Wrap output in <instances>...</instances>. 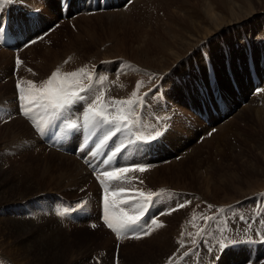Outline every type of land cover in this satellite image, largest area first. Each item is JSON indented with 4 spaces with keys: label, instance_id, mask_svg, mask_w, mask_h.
<instances>
[{
    "label": "rangeland",
    "instance_id": "obj_1",
    "mask_svg": "<svg viewBox=\"0 0 264 264\" xmlns=\"http://www.w3.org/2000/svg\"><path fill=\"white\" fill-rule=\"evenodd\" d=\"M137 1L127 11L110 10L93 16H81L74 20V27L67 23L64 24L52 33L47 39V43H38L25 51L26 61L22 60L18 80L41 84L38 77L42 80L43 76L45 77L52 70L59 69L62 74L73 72L68 70L75 68L70 62L85 64L92 61L98 63L116 59L124 62L127 67L129 63L131 70L128 71L126 67L124 75V72L118 73L119 75L115 73L113 81L110 82H118L119 89L118 87L109 89V92L112 90L109 99L119 96L123 91L125 93L115 99H126L125 96L130 98L131 93L136 90L137 83L142 82L139 95L144 89L154 84L155 80L150 79L148 75L151 71L150 73L157 79L156 81L159 80L160 75L165 77H162L163 83L167 88L168 97L172 101L180 100L178 99L180 92L175 93V87L178 85L181 92H185L187 95L184 98L187 103L188 98L192 100L197 97V88L192 81L189 83L191 91H186L187 87L182 88L181 86H186L190 81L191 72H195L194 61H197L204 72L202 53L206 52L211 57L209 58L216 70L221 95L228 101L229 108L231 109L237 104V98L248 100V102L246 105L239 104L233 113H230V119L221 125L217 123L219 118L213 116L209 119L211 127L206 126L203 121L200 122L195 117L193 123L196 128L202 127V135L212 127H219V131L201 144L195 142L200 132L195 133L189 128L186 132H182L181 137L176 141L177 145L176 142L173 143L168 138L167 134L168 144L177 146V151L168 153L169 150L165 149V156L161 161L171 157H173V161L155 168V174L158 173L157 179L153 177L155 180L153 183L151 180V182L147 180L148 176L150 177V174L154 172L146 174V183L153 188H160V190L171 186L183 191L195 192L198 195L188 200L192 201L187 208L190 210L197 204L200 196L202 198L200 202L205 200L215 204H234L236 201L251 198L254 191L255 193L259 191L264 195L262 192L264 191V94L251 98L254 87L247 67L249 56L247 53L245 54L248 41L249 45H252L250 47L254 63L264 75V58L261 55L264 52V0ZM43 7L41 25H45L43 27L45 29L59 19V0H46ZM206 8L212 9V13L222 17L219 21H223V23L218 24L220 26L216 33L213 32L216 29L212 31L215 25L212 27V21L205 13ZM46 13L48 14L46 15ZM235 14L239 16L236 17ZM236 18L240 19L235 20ZM171 24L176 32L168 33L171 30ZM174 33L179 38L175 49L180 53H184L185 46L183 45H187V42H190L188 45L190 47L191 44L195 45L201 41V47L196 48L193 53L189 52L187 60L168 75L163 69L165 64L168 65L173 61V58H168L169 53L165 52L162 46L164 43L172 41ZM223 50L228 54L230 72L240 89V95L235 92L232 86ZM28 64L33 67L32 69L30 67L32 71H29ZM13 67V54L10 51H0V107L4 106L6 110L16 111ZM123 67L124 64L121 63L120 70ZM171 68L173 67L171 66ZM106 74L111 75V73ZM128 74L131 77L125 79L124 77H127ZM101 75L105 74L102 72ZM5 78L10 81H6ZM166 78L170 79L167 81ZM176 78L181 80V83L176 81ZM185 78L187 81L184 82ZM100 85L98 84L97 88H100ZM117 89L119 92L116 91ZM114 92H118V95ZM224 92L225 95H223ZM173 96H175V100ZM107 97L108 94L106 99ZM259 100L263 101L262 105L258 103ZM179 107L186 114H191L182 105ZM44 116L47 115L44 114ZM191 116L194 115L191 114ZM222 116L224 115H219V117ZM20 120L29 126L22 118H15L5 125L0 122V264H43L44 262V264H72V262L75 264L76 260V264H92L90 259L98 250H106L108 256H112L115 249L114 238L106 230L100 229L94 232L85 227L72 230L64 229L55 217H47L42 212V207H45L43 202L45 193L52 195L60 193L70 198L79 197L82 195L80 190L84 186L80 188L77 183L87 182V180L85 177L77 176L75 171L61 169L66 165L81 167L82 164L74 156L62 154L73 160L66 158L58 160V156L51 154L53 150L46 152L39 140H33V136L30 138L32 140L26 139L25 131L27 129ZM179 121L175 124H183L181 118ZM213 123L214 126H212ZM32 132L34 131L32 130ZM192 132L193 134H191ZM183 142L185 146H183ZM8 151L10 154H7ZM187 151L188 155L185 158L177 159V156L186 154ZM53 152L61 155L56 151ZM49 158L52 159L51 162H49ZM54 162H57L59 166L51 168L50 166L54 165ZM162 168L167 170H161ZM178 169L182 170L180 174H176ZM70 183L73 186H69ZM94 186L92 183L91 189L95 188ZM249 192L252 194L239 199L242 193ZM186 197V195H182L179 199L185 200ZM30 203H33V206H30ZM26 205L35 215L34 218L29 216ZM206 207L210 209L209 205ZM177 212L173 214L174 216L171 215L172 217L167 215V218L170 219L165 218L166 216L162 219L161 223L163 224L165 219L164 221H167L168 225L163 224L165 227L152 232L153 235H157L160 242L165 239L174 242L175 235H179L182 228L186 227V221H181L183 213ZM185 216L191 217L190 212H187ZM176 231L178 233H175ZM151 237L122 245L123 262L138 264L144 256L152 254L154 260L152 259V263L149 262V264H162V260L173 252L169 248H163L162 251L159 248L155 251L151 247ZM107 238H111V241L108 242ZM191 249H187V252ZM241 253L242 255H240ZM70 254L74 255L71 258L73 261L70 259ZM183 256L178 255L177 263L183 262L180 260ZM64 257L66 261L62 259ZM249 260L250 257L245 252L237 253V255L230 252L223 254L217 264H246ZM108 264L110 263L108 262ZM254 264H259V262Z\"/></svg>",
    "mask_w": 264,
    "mask_h": 264
},
{
    "label": "snow or ice",
    "instance_id": "obj_2",
    "mask_svg": "<svg viewBox=\"0 0 264 264\" xmlns=\"http://www.w3.org/2000/svg\"><path fill=\"white\" fill-rule=\"evenodd\" d=\"M4 27V22L0 20V32L4 31ZM34 42L32 41V43ZM21 63L22 61L17 58L16 65L19 66ZM29 71L31 70L29 69ZM212 75H209V82H211ZM85 79L93 81V74L81 68L78 71L63 74L57 69L49 79L40 85L32 81L19 80L16 85L17 114L32 121L34 113L39 110L49 118H58L66 132H73L74 135L86 133L87 135L83 136L82 144L84 148L88 149V155L93 158L104 156V159L99 161L104 167L99 171L89 162V165L93 167L95 178L102 187L104 225L115 234L118 240H139L150 236L154 230L162 228L164 225L158 222V216L151 217L149 220H142V217L148 212L150 206L159 202V197L163 193L146 192L135 186L129 189L128 186L131 185L130 173L142 174L151 166L137 162L123 163V156H121L122 162L116 163L117 155L128 145L137 141L151 143L162 134L159 128L147 134L138 131L141 122V115L138 113L145 105L144 98L138 95L142 82L137 83L136 90L130 98L107 100L105 89L97 88L93 83L85 85L82 82ZM105 79L106 77H98L100 84H103ZM144 95L146 96L147 93ZM78 103L82 104V108L79 110L73 107ZM34 130L40 131L35 126ZM113 137H116L119 143L112 140ZM110 140H112L111 145L109 144ZM105 151L107 155H104ZM139 183L143 184V181L141 180ZM154 197L157 198L156 201H154ZM190 203L191 201L188 200H178L166 211L162 210L160 215L171 214ZM125 205L128 207H123ZM209 207L211 208V205ZM219 211L224 212L225 210L220 209ZM64 214L63 212L59 213L61 216ZM212 219L214 217H204L205 223ZM241 219L243 218L241 217ZM200 231L206 235L205 229L202 228ZM179 243L181 247H185L183 241ZM218 243L217 251L226 246L222 240ZM208 251H212V249L209 248ZM192 254L195 252L193 251ZM188 255L189 252L184 253V256ZM171 259L170 257L169 260L171 261ZM214 259H218V256ZM115 264H119L118 258Z\"/></svg>",
    "mask_w": 264,
    "mask_h": 264
},
{
    "label": "bare ground",
    "instance_id": "obj_3",
    "mask_svg": "<svg viewBox=\"0 0 264 264\" xmlns=\"http://www.w3.org/2000/svg\"><path fill=\"white\" fill-rule=\"evenodd\" d=\"M52 1V0H51ZM57 1V0H56ZM139 1H141V0H138L137 2H139ZM231 2H233V1H231ZM55 3V2H54ZM50 4V3H49ZM48 4V5H49ZM57 4H58V2H57ZM231 5V4H230ZM48 7V6H47ZM52 8V7H51ZM51 10V9H50ZM57 10V9H56ZM59 10H60V2H59ZM46 12V11H45ZM213 12V10L212 9H210V8H206V10H205V13L207 14V16H208V18H210V20L212 21L211 22V24H212V27L214 26V28H212V31L214 30V29H216V31H213V32H218L217 31V29H218V27L220 26H218V24H221V23H223V21L221 22V21H219L221 18L220 17H218L217 15H215L214 13H212ZM48 13H46V15H47ZM52 15V14H51ZM236 15V14H235ZM234 15V16H235ZM239 15H236V17H238ZM52 17V16H51ZM184 18V17H183ZM238 19H240V18H236L235 20H238ZM180 20H182L181 18H180ZM184 21V20H183ZM185 22V21H184ZM209 22V21H208ZM173 23V22H172ZM174 23H175V21H174ZM173 23V24H174ZM214 23V24H213ZM217 25H216V24ZM172 25V24H171ZM176 30V29H175ZM176 32V31H174L173 30V25L171 26V30H169L168 31V33H170V32ZM212 31H211V34H212ZM214 34V33H213ZM214 37V36H213ZM172 38L173 39H171L172 41H170V42H166V43H164V45L162 46V48L164 49V51L166 52V51H168V53H169V59L170 58H173V61L172 62H170L168 65H166L165 64V68L163 69V70H165V72H167L168 73V75H169V73L171 72V71H173L177 66H179V65H181L184 61H186L187 60V55H188V53L190 52H192L193 53V51L195 52V50H196V48H198L199 46H200V43H201V41H199V42H197L195 45H193V44H191L190 45V47H188V45H189V43L187 42V45H183V46H185V51H184V53H180V51H178V50H176L175 49V47H176V45L179 43V38H177L176 37V33H174L173 34V36H172ZM181 44V43H180ZM186 44V43H185ZM188 47V48H187ZM201 47V46H200ZM199 47V48H200ZM233 52V51H232ZM6 53V52H5ZM4 53V54H5ZM8 57V56H7ZM171 66L173 67V68H171ZM152 67V66H151ZM120 69V68H119ZM61 71V70H60ZM126 71V70H125ZM125 71H123L124 73H123V75L125 74ZM187 71V70H186ZM62 73V72H61ZM122 74V73H121ZM189 74V73H188ZM127 77H124L125 79L126 78H130L131 76L128 74V75H126ZM198 76V74L196 73V71L195 72H191V77L192 78H195V77H197ZM163 75L161 76L160 75V77H159V80L160 79H163V78H165V77H163ZM199 77V76H198ZM113 78H114V76H113ZM123 78V79H124ZM124 79V80H125ZM170 78H166V80L168 81ZM128 80H130V79H128ZM127 80V81H128ZM165 80V81H166ZM120 81H122V80H120ZM191 81H188V83H187V85L185 86H181L182 88H185V87H187L186 88V91H191V89L189 88V83H190ZM104 84H101L100 86V88H102V87H107V88H109V89H116L117 87H118V89H119V86H118V82H110V81H106V80H104V82H103ZM100 84V83H99ZM120 85V84H119ZM129 85V84H128ZM125 86V85H124ZM111 87V88H110ZM224 87V86H223ZM109 89L107 90V94H108V97H107V99H109V96H110V94H111V92H112V90L109 92ZM118 89L116 90V91H118ZM127 89H128V86H127ZM133 89V88H132ZM131 89V90H132ZM121 90V89H120ZM129 90H130V88H129ZM193 91H194V89H193ZM119 92V91H118ZM118 92H114L115 94H117ZM122 92V91H121ZM126 92H127V90H126ZM174 92V91H173ZM178 92H180L179 93V96H180V98H178V99H180V100H175V96H173V98H174V100L176 101L175 103H177V105L178 106H180V105H182V107L185 109V110H187V107H186V105H187V103H186V100L184 99L185 97H187V95L185 94V92H181V89H180V86H176L175 87V93H178ZM123 93H125L124 91L122 92V94ZM131 93V92H130ZM115 94H113V95H115ZM122 94H120V95H122ZM132 94V93H131ZM118 95V94H117ZM117 95H115V96H117ZM119 95V96H120ZM223 95H225V92L223 93ZM119 96H117V97H119ZM123 96H125V95H123ZM123 96H122V98H123ZM117 97H114V98H117ZM121 97V96H120ZM129 97V96H128ZM193 96L191 95V98H192ZM110 98H111V96H110ZM125 98H127V96H125ZM119 99H121V98H119ZM196 100H197V97L194 99H192V101H193V103L195 104V102H196ZM221 114H223V112L221 113ZM52 119V118H51ZM50 119V120H51ZM23 124H24V127H26V129H27V131H25V134L27 135H25L26 136V139H29V140H32V139H30L32 136H33V140H35V141H37L38 139L36 138V136H35V133L34 132H32V130L31 129H28V127L30 128V126H27L22 120H20ZM220 128H222V127H220ZM223 129H225L224 127H223ZM186 130H188V129H186V127L183 125V124H181V123H179V124H175V126H174V131L173 132H170V133H168V138H170L171 140H172V142L174 143V142H176L180 137H181V134H182V132H186ZM28 133V134H27ZM84 134H86V133H84ZM191 134H193V132L191 133ZM18 135H20V134H18ZM17 135V136H18ZM167 137H166V139H168ZM192 139L190 138V141H191ZM168 142V141H167ZM189 142V141H188ZM75 145H77V143H75ZM170 145V149H169V151H167L168 153H171V152H173V151H177V146H173V145H171V144H169ZM176 145H177V142H176ZM182 147V146H181ZM178 148H180V147H178ZM52 153V155H54V156H58V160H61V158H66L65 156H63L62 154L60 155H58L57 153H55V152H53V151H51ZM67 160H73V159H70V158H66ZM52 161V159L51 158H49V162H51ZM80 163V162H79ZM57 164V162L55 163L54 162V165H51L50 167L51 168H53V167H56V166H59L58 164ZM81 164V163H80ZM179 165V164H178ZM162 167V166H161ZM182 167V166H181ZM61 168V167H60ZM159 168V167H158ZM61 169H66V171H75V172H77V176H79V177H85L86 178V180H87V182L89 181V178H90V175H89V173H88V171L86 170V168L82 165L81 167H79V166H71V165H66L64 168H61ZM155 170V169H154ZM154 170H153V172H154ZM157 170V169H156ZM161 170H167L166 168H162ZM158 171H159V169H158ZM180 172H182V170H179L178 169V171H177V173L176 174H180ZM157 173L158 172H156V174H155V172L154 173H152V174H150L151 176L149 177L148 176V180L147 181H150L151 183H153V181H155L154 179H153V177L155 178L156 177V179H157ZM160 173V172H159ZM87 182H79V183H77L78 185V187H80V188H83V186H85L86 184H87ZM240 184V183H239ZM69 186L71 185V186H73V184L72 183H70V184H68ZM95 187V186H94ZM165 189V188H164ZM247 192V191H246ZM69 193V192H68ZM252 193H255V191L254 192H252ZM252 193H242V195H241V197L239 198V199H241V198H244V197H247L248 195H251ZM185 199V198H184ZM186 199L187 200H189V198H187L186 197ZM246 199V198H245ZM218 201V200H217ZM191 203H192V201H191ZM217 203V202H216ZM189 207V205H187L186 206V209ZM180 213V212H179ZM181 214H182V212H181ZM176 215V214H175ZM179 215V214H178ZM174 216V215H173ZM178 217V216H177ZM165 218H167V215H166V217ZM167 219H170V218H167ZM174 219V218H173ZM165 220V219H164ZM164 220H163V222H164ZM162 221V220H161ZM170 221V220H169ZM173 221V220H172ZM184 222V221H183ZM171 223V222H170ZM186 223V222H185ZM169 224V223H168ZM183 224V223H182ZM171 226V225H170ZM179 226H182V225H179ZM165 227V226H164ZM183 227V226H182ZM163 228V227H162ZM171 228V227H170ZM173 228V227H172ZM166 229V228H165ZM172 230V229H171ZM166 231V230H165ZM168 231H170V230H168ZM180 230L178 229V232H179ZM161 232V231H160ZM177 231L175 232V233H178ZM182 232V231H181ZM157 233H159V232H157ZM153 234V233H152ZM162 234V233H161ZM161 234H159V235H161ZM167 234V233H166ZM168 235H170V234H168ZM178 235V234H177ZM177 235H175V238L176 237H178ZM163 236V235H162ZM160 237V236H159ZM172 237V236H171ZM107 239H109L108 240V242L109 241H111L110 239L111 238H107ZM150 239V238H149ZM151 239H152V241H151V247L155 250V251H157L159 248L161 249V251H162V249L163 248H169V250L170 251H175L176 250V248H177V246H176V244H175V241L174 242H172V240H170V242H169V240L168 239H165L164 241H161L160 242V239H158V237H157V235H153L152 237H151ZM106 243V242H105ZM111 243V242H110ZM108 244V243H107ZM129 244V243H128ZM171 245V246H170ZM109 247H110V245H109ZM129 247V246H128ZM149 247V246H148ZM81 249V248H80ZM127 249V248H126ZM132 249V248H131ZM67 250V249H66ZM84 250V249H83ZM98 250V249H97ZM127 250H129V249H127ZM137 250V249H136ZM153 250V251H154ZM170 251H168V252H170ZM122 252V251H121ZM124 252V251H123ZM122 252V253H123ZM185 252H187V249L185 250ZM185 252H183L182 253V255H184V253ZM72 253V252H71ZM75 253H77V252H75ZM128 253V252H127ZM132 253V252H131ZM154 253V252H153ZM126 254V253H125ZM136 254V253H135ZM151 254V253H150ZM163 254V253H162ZM40 255V254H39ZM71 255V257H70V259L71 258H73V256H72V254H70ZM81 255H83L82 253H81ZM81 255H79V256H81ZM89 255V254H88ZM123 255V254H122ZM130 255V254H129ZM132 255V254H131ZM149 255V254H148ZM235 255V254H234ZM236 255H237V253H236ZM240 255H242V253L240 254ZM44 256V255H43ZM46 256H47V254H46ZM59 256V255H58ZM64 256V255H63ZM62 256V257H63ZM67 256V255H66ZM125 256V255H124ZM136 256V255H135ZM155 256V255H154ZM159 256V255H158ZM161 256V255H160ZM129 257V256H128ZM151 257V258H150ZM153 257V255L151 254L150 256H144V258L142 259V261L141 262H139L138 264H149V262H151V261H153L154 260V258H152ZM164 257H166V256H164ZM167 257H168V255H167ZM178 257V256H177ZM181 257V256H180ZM238 257V256H237ZM243 257V256H242ZM37 258V257H36ZM45 258V257H44ZM61 258V257H60ZM85 258V257H84ZM42 259V258H41ZM40 259V260H41ZM64 261H66V259H65V257L64 258H62ZM132 259V258H131ZM153 259V260H152ZM159 259H160V257H159ZM72 261H73V259H71ZM127 260V259H126ZM157 260V259H156ZM155 260V261H156ZM44 261V260H43ZM137 261V260H136ZM154 261V262H155ZM163 261V260H162ZM133 262V261H132ZM157 262V261H156ZM45 263V262H44ZM43 263V264H44ZM65 263V262H64ZM77 263V260L75 261V264ZM152 263V262H151ZM72 264H73V262H72ZM137 264V263H136ZM176 264H180V263H177L176 262Z\"/></svg>",
    "mask_w": 264,
    "mask_h": 264
}]
</instances>
